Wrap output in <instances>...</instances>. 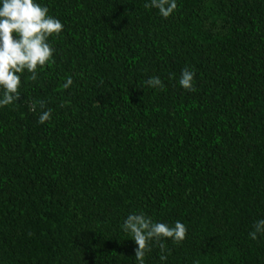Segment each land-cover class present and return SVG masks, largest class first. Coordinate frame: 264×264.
Returning <instances> with one entry per match:
<instances>
[{
	"label": "trees",
	"instance_id": "obj_1",
	"mask_svg": "<svg viewBox=\"0 0 264 264\" xmlns=\"http://www.w3.org/2000/svg\"><path fill=\"white\" fill-rule=\"evenodd\" d=\"M40 2L63 28L0 108V264H136L121 225L138 213L187 229L145 264H264L248 237L264 219V0H177L167 19L149 0Z\"/></svg>",
	"mask_w": 264,
	"mask_h": 264
},
{
	"label": "clouds",
	"instance_id": "obj_2",
	"mask_svg": "<svg viewBox=\"0 0 264 264\" xmlns=\"http://www.w3.org/2000/svg\"><path fill=\"white\" fill-rule=\"evenodd\" d=\"M144 7L156 9L161 18L167 19L176 11L177 0H149ZM48 13V7L42 5L40 0H0V108L12 105L19 99L21 75L27 72L31 74L32 80H36L38 67L53 63L54 49L48 41L50 37L61 34L63 25ZM194 77L193 70L182 69L179 86L186 91H194ZM72 84V77L66 76L63 87L67 89ZM144 84L152 89L163 88L159 76L148 78ZM39 106L43 109L44 102L40 101ZM29 111H35V106L30 105ZM50 116V109L43 111L38 123L44 124L50 120ZM121 231L137 245L134 249L136 264H145V254L151 251L152 243L159 245V259L166 262L163 241L171 240L174 245L180 244L185 239L187 229L180 221L169 226L138 213L129 214L123 220ZM248 237L253 241L264 237V219L253 223Z\"/></svg>",
	"mask_w": 264,
	"mask_h": 264
}]
</instances>
